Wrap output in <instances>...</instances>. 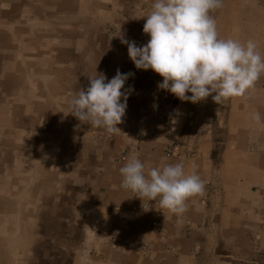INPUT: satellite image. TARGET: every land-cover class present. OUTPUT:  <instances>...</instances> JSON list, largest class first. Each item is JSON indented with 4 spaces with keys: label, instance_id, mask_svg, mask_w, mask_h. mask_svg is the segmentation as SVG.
<instances>
[{
    "label": "crops",
    "instance_id": "obj_1",
    "mask_svg": "<svg viewBox=\"0 0 264 264\" xmlns=\"http://www.w3.org/2000/svg\"><path fill=\"white\" fill-rule=\"evenodd\" d=\"M151 5L0 0V264L262 263L243 260L250 248L241 234L243 221L255 217L243 208L264 190V89L256 82L223 104L159 90L162 77L136 69L120 37L137 46L148 41L141 17ZM242 5L223 0L210 15L220 38L253 40L264 56V40L244 23ZM117 70L133 74L124 86L132 91L121 132L67 115L88 77L110 80ZM133 157L146 173L175 163L190 172L194 162L203 193L218 190L219 212L204 207L203 193L180 215L158 200L135 203L119 172Z\"/></svg>",
    "mask_w": 264,
    "mask_h": 264
},
{
    "label": "clouds",
    "instance_id": "obj_2",
    "mask_svg": "<svg viewBox=\"0 0 264 264\" xmlns=\"http://www.w3.org/2000/svg\"><path fill=\"white\" fill-rule=\"evenodd\" d=\"M222 3L152 0L150 11L141 17L146 21L142 31L148 41L137 46L120 35L121 43L127 46V55L136 69L158 74L162 77L158 89L181 101L197 103L211 96L215 103L223 104L229 98L244 96L264 74V56L253 40L220 38L210 12ZM132 75L117 70L108 80L96 72L88 77L86 89L73 94L67 115L110 134L121 132L117 125L122 123L132 91L124 86ZM119 172L123 189L150 202L158 200L161 208L176 215L183 214L186 201L202 194L205 188L194 162L190 172L182 163H175L153 167L146 173L144 164L133 157Z\"/></svg>",
    "mask_w": 264,
    "mask_h": 264
},
{
    "label": "rangeland",
    "instance_id": "obj_3",
    "mask_svg": "<svg viewBox=\"0 0 264 264\" xmlns=\"http://www.w3.org/2000/svg\"><path fill=\"white\" fill-rule=\"evenodd\" d=\"M257 6L255 10L253 6ZM243 13L242 19L244 23H249L253 28L252 32H257L260 41L264 40V0H243L242 5ZM245 27V26H244ZM260 91L264 89V74L261 75L257 81ZM259 117L264 119V94L260 92L258 96ZM257 198L256 205H249L243 208V212L251 211L254 214V219L243 221V230L241 234L242 246H249L250 254H245L242 258L245 262L258 261L264 264V190H256ZM218 190L206 189L203 193L202 203L204 207L212 214L217 215L221 206L218 205ZM253 200V197H252ZM214 216V215H211ZM240 237V236H239Z\"/></svg>",
    "mask_w": 264,
    "mask_h": 264
},
{
    "label": "built area",
    "instance_id": "obj_4",
    "mask_svg": "<svg viewBox=\"0 0 264 264\" xmlns=\"http://www.w3.org/2000/svg\"><path fill=\"white\" fill-rule=\"evenodd\" d=\"M127 191L132 194L135 203H137L140 200L138 193L132 192L131 190H127ZM146 208H147V206H144V209H146ZM159 225H160V220L155 219L153 221V225H152L154 232L158 230ZM140 248H144V247L141 246Z\"/></svg>",
    "mask_w": 264,
    "mask_h": 264
}]
</instances>
